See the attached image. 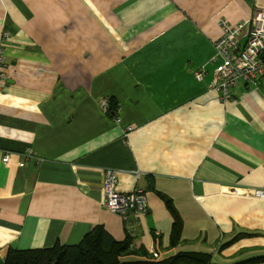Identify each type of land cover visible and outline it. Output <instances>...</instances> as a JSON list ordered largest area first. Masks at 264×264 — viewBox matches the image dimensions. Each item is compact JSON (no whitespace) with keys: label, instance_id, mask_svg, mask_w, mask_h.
Listing matches in <instances>:
<instances>
[{"label":"crops","instance_id":"obj_1","mask_svg":"<svg viewBox=\"0 0 264 264\" xmlns=\"http://www.w3.org/2000/svg\"><path fill=\"white\" fill-rule=\"evenodd\" d=\"M260 9L264 0H0V263L11 248L78 244L103 225L159 261L264 264V199L248 193L264 189V76L226 96L211 86L220 20ZM108 168L121 192L145 190L147 214L105 206ZM167 198L183 221L176 245Z\"/></svg>","mask_w":264,"mask_h":264},{"label":"built area","instance_id":"obj_2","mask_svg":"<svg viewBox=\"0 0 264 264\" xmlns=\"http://www.w3.org/2000/svg\"><path fill=\"white\" fill-rule=\"evenodd\" d=\"M223 36L216 43L217 55L215 59H221L211 86L220 90L224 96L229 93L231 87L239 82H255L260 76H264V9L257 10L253 17L232 24L226 19L220 20ZM8 32L3 35L0 44V77L7 78L4 62V48ZM242 41H245L242 45ZM199 77L203 72L198 73ZM11 153H5L3 161L10 160ZM119 174L116 169L108 168L104 173L103 189L105 193V206L112 212L126 215L129 212L147 214L149 203L143 188L137 187L130 192L119 190ZM249 195L264 199L263 188H251ZM153 257H158V252L151 251Z\"/></svg>","mask_w":264,"mask_h":264},{"label":"trees","instance_id":"obj_3","mask_svg":"<svg viewBox=\"0 0 264 264\" xmlns=\"http://www.w3.org/2000/svg\"><path fill=\"white\" fill-rule=\"evenodd\" d=\"M108 111L115 114V104L110 103ZM167 203L175 218L172 245H176L180 241L183 221L170 198H167ZM130 256L146 259L126 260ZM207 261L206 255L196 253H179L159 261L147 250L135 247L129 233L124 240H117L103 225H97L78 244L56 243L53 247L37 249L11 248L0 264H188Z\"/></svg>","mask_w":264,"mask_h":264}]
</instances>
